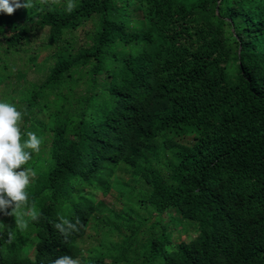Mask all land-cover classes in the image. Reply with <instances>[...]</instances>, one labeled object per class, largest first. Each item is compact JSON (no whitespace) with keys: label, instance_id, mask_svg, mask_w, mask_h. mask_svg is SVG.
<instances>
[{"label":"trees","instance_id":"obj_1","mask_svg":"<svg viewBox=\"0 0 264 264\" xmlns=\"http://www.w3.org/2000/svg\"><path fill=\"white\" fill-rule=\"evenodd\" d=\"M74 3L0 13L5 54L47 29L53 58L29 82L0 57V101L43 138L22 166L41 219L20 232L0 212V264H264V0ZM114 188L126 206L109 217ZM59 216L81 221L67 240ZM169 222L197 234L176 241Z\"/></svg>","mask_w":264,"mask_h":264},{"label":"clouds","instance_id":"obj_2","mask_svg":"<svg viewBox=\"0 0 264 264\" xmlns=\"http://www.w3.org/2000/svg\"><path fill=\"white\" fill-rule=\"evenodd\" d=\"M41 5H56L59 0H40ZM33 0H0V13L14 14L19 8L31 9ZM75 8L74 0H67L66 11L71 13ZM24 113L13 104L0 101V212L15 217V228L25 231L31 222L41 219L34 203L29 202V187L36 173L26 166L32 159L33 152L39 153L43 138L34 132H26L22 139L19 122ZM11 209V211H9ZM52 227L67 240L73 232H78L81 221L73 223L64 216L56 221H49ZM15 240V234L8 231V242ZM50 264H80L71 255L64 254L52 260Z\"/></svg>","mask_w":264,"mask_h":264},{"label":"rangeland","instance_id":"obj_3","mask_svg":"<svg viewBox=\"0 0 264 264\" xmlns=\"http://www.w3.org/2000/svg\"><path fill=\"white\" fill-rule=\"evenodd\" d=\"M66 0H59L58 4L65 2ZM94 28V20H88L86 23L78 26L74 29L73 33L75 34L77 41L81 42L85 39V31L91 30ZM47 29L40 30L36 35H34L31 39V42L26 44L24 48H27L25 51H20L18 53H4V47L0 45V57L2 58V63H6L11 66L15 71L20 69L25 70V77L23 79L29 82H40L44 80L50 69V66L53 63V58L51 57V49H46L43 47H39L42 45V42L47 37ZM12 32H9L11 34ZM32 55H37V58L34 62H31L30 57ZM40 67L41 69H39ZM23 79H18L17 77H12L10 80L11 85L17 87L22 83L26 84ZM23 80V81H22ZM6 89L4 87H0V97L5 93ZM122 176V175H121ZM124 177V175H123ZM127 181V180H126ZM114 188L109 194L103 196L106 200V203L109 204L111 209L106 212V214L111 217L113 213V209H124L126 205L123 206L127 197L120 194V191ZM142 213L146 216L150 215V211L142 210ZM155 213L151 214L150 220L154 219ZM163 220H167L166 216L162 218ZM6 225H13L14 216H9L6 219ZM169 225L173 229L174 238L176 241H189L194 238L197 234L196 229L193 226L185 225L184 227L175 226L173 222H169ZM124 231V230H123ZM93 232V231H92ZM126 232V231H124ZM88 237V236H87ZM120 237H116L115 240H119ZM87 242H92L93 239H86ZM84 244V243H83ZM90 246V245H89ZM120 264H126V262H120ZM132 264H137L136 262H132Z\"/></svg>","mask_w":264,"mask_h":264}]
</instances>
